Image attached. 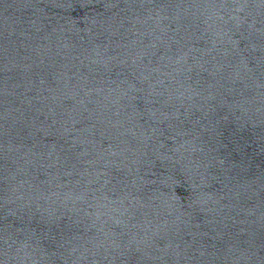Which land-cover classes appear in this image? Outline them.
Returning a JSON list of instances; mask_svg holds the SVG:
<instances>
[{
    "label": "snow or ice",
    "instance_id": "6c2138e0",
    "mask_svg": "<svg viewBox=\"0 0 264 264\" xmlns=\"http://www.w3.org/2000/svg\"><path fill=\"white\" fill-rule=\"evenodd\" d=\"M262 33V39H264V32H261ZM261 66H264V61H262V65Z\"/></svg>",
    "mask_w": 264,
    "mask_h": 264
}]
</instances>
